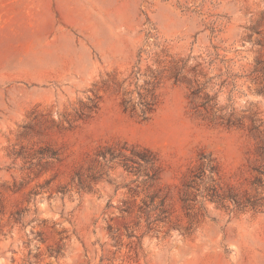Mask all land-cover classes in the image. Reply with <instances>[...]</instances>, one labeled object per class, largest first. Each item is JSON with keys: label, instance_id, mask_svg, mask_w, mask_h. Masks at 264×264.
Returning <instances> with one entry per match:
<instances>
[{"label": "rangeland", "instance_id": "1", "mask_svg": "<svg viewBox=\"0 0 264 264\" xmlns=\"http://www.w3.org/2000/svg\"><path fill=\"white\" fill-rule=\"evenodd\" d=\"M0 264H264V0H0Z\"/></svg>", "mask_w": 264, "mask_h": 264}, {"label": "trees", "instance_id": "2", "mask_svg": "<svg viewBox=\"0 0 264 264\" xmlns=\"http://www.w3.org/2000/svg\"><path fill=\"white\" fill-rule=\"evenodd\" d=\"M212 99H207L206 103L210 105ZM157 104L158 97L154 88L149 85L145 86L142 92H139L137 98L129 93L123 95L121 99L123 110L132 115L140 116L142 120H147L152 116ZM204 157H206L205 154H202L201 158ZM97 160L103 167H121L130 174L144 175L146 177L145 181L148 182H155L160 179L163 171L157 153L153 149L139 145H129L127 142L101 148L97 154ZM203 167L204 163L202 164ZM210 170L213 173H218V165L211 167ZM211 191L209 195L211 199L220 196L216 187H212ZM161 204H164L163 201H161Z\"/></svg>", "mask_w": 264, "mask_h": 264}]
</instances>
